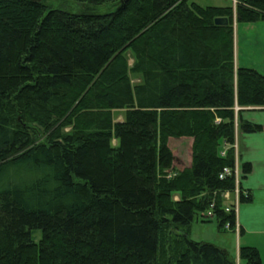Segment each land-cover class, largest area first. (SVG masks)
I'll list each match as a JSON object with an SVG mask.
<instances>
[{
    "label": "trees",
    "instance_id": "obj_1",
    "mask_svg": "<svg viewBox=\"0 0 264 264\" xmlns=\"http://www.w3.org/2000/svg\"><path fill=\"white\" fill-rule=\"evenodd\" d=\"M259 20L264 0H0V264H237L191 228L235 230L220 174L238 131L263 130L244 108L264 107L235 23ZM172 137L193 139L190 166ZM239 260L263 264L256 246Z\"/></svg>",
    "mask_w": 264,
    "mask_h": 264
},
{
    "label": "crops",
    "instance_id": "obj_2",
    "mask_svg": "<svg viewBox=\"0 0 264 264\" xmlns=\"http://www.w3.org/2000/svg\"><path fill=\"white\" fill-rule=\"evenodd\" d=\"M219 4L222 5H216V6L232 5L229 3H219ZM204 6H208V5H204ZM236 27H237V37L235 35V41H234L236 65L244 66V67H253L254 61L252 57H255L254 55H251L245 61H241L240 59L239 43L241 39L239 32L241 30L244 33V37L247 40L252 41L253 45L256 46L262 44L264 45V20L253 21V22H236L235 29ZM243 117L255 123L262 124L263 130L256 133H242L239 131L237 133L236 144H237V155H238L239 164L241 165V167L245 162H250L252 165V170L242 178L241 186L245 190H249L253 196L252 201L239 204L238 215H237L239 231L229 230L235 233L234 238L237 244L238 254H239L240 246L249 245V246H256L258 249L260 248L258 243L255 242L244 243V245H242L241 240L243 239V237H246L247 235H251L252 237L258 235L261 236L260 238L262 237L264 238V107H246L244 108L243 111ZM189 139H190L189 150L191 153V145L193 139L192 138ZM175 157H177L176 154ZM191 162H192V157L190 155V159L187 165L180 168L176 164V159L174 165L175 167L182 169L186 166H190Z\"/></svg>",
    "mask_w": 264,
    "mask_h": 264
},
{
    "label": "rangeland",
    "instance_id": "obj_3",
    "mask_svg": "<svg viewBox=\"0 0 264 264\" xmlns=\"http://www.w3.org/2000/svg\"><path fill=\"white\" fill-rule=\"evenodd\" d=\"M196 1L202 5H222L219 3H229L233 4V0H190V2ZM55 7H62L64 9H69L72 11H79L81 8L80 5L76 2H70L68 4L53 1ZM101 11H105V8L102 7ZM240 43H239V56L241 61H245L251 55H254L253 58V67L260 70L261 72L264 71V45H253L252 41L247 40L244 37V33L240 30ZM235 35L237 37V27L235 29ZM248 45V46H247ZM237 54V52H236ZM263 61V62H262ZM133 60H130L132 63ZM264 73V72H263ZM138 79H133V81H137ZM117 120H122L123 115L120 112L116 113ZM190 139H180L172 137L169 141V146L175 152L176 156V164L180 168L187 165L190 159V150H189V141ZM231 146V145H230ZM227 145V147H230ZM178 158V159H177ZM236 158L238 159L237 155V148H236ZM236 161V160H235ZM39 234V233H38ZM234 232L226 231L223 232L219 230L218 223L216 220L203 222L200 218H196L192 223L191 228V238L197 241H206L216 244L219 247L227 248L232 257L237 261V264H240L239 254L237 252V244L234 238ZM261 236L255 235L252 237L251 235H247L243 237L242 245L244 243H258L259 250L262 256V263L264 264V238H260Z\"/></svg>",
    "mask_w": 264,
    "mask_h": 264
},
{
    "label": "built area",
    "instance_id": "obj_4",
    "mask_svg": "<svg viewBox=\"0 0 264 264\" xmlns=\"http://www.w3.org/2000/svg\"><path fill=\"white\" fill-rule=\"evenodd\" d=\"M237 3H238V0H233L234 7H236ZM237 109H238V107H237ZM231 146H234L235 149H236L237 148L236 142L234 144H232ZM227 148H228L227 146L224 148V150L222 151V154L226 153V149ZM243 175H244L243 168L239 164V161H238L237 158H236L234 166L225 167L223 169V171L221 172V174H220V178H225L226 176H234V179H235L234 190H225V191L222 192V196L231 205V206L228 205L226 207V210L229 211L232 208L234 209V212H235V215H236V222H235V230L236 231H239V224H238V221H237V215H238V209H239L241 194L243 192L247 193L245 190H243V188L241 186ZM212 206H213V204H212ZM203 216L205 218L213 219L215 217V214L213 213V211L208 210L207 212L203 213ZM225 228L230 229L231 228V223L227 222L226 225H225Z\"/></svg>",
    "mask_w": 264,
    "mask_h": 264
},
{
    "label": "water",
    "instance_id": "obj_5",
    "mask_svg": "<svg viewBox=\"0 0 264 264\" xmlns=\"http://www.w3.org/2000/svg\"><path fill=\"white\" fill-rule=\"evenodd\" d=\"M223 19L222 18H216V20H215V22L217 23V24H221V23H223Z\"/></svg>",
    "mask_w": 264,
    "mask_h": 264
}]
</instances>
